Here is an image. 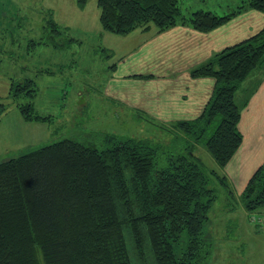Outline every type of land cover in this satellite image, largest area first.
<instances>
[{"label":"trees","instance_id":"trees-1","mask_svg":"<svg viewBox=\"0 0 264 264\" xmlns=\"http://www.w3.org/2000/svg\"><path fill=\"white\" fill-rule=\"evenodd\" d=\"M97 4L102 29L115 33L148 29L151 23L158 32L176 24L208 31L243 10L264 11V0L241 1L224 14L196 9L188 15L179 0ZM51 16L47 22L55 38H48L60 46L63 30ZM253 73L256 82L264 78V25L191 70L192 76L213 77L214 84L199 115L171 122L184 140L177 154L112 133L103 136L102 147L62 139L0 161V264H204L214 184L232 194L223 168L241 141L240 109L255 84L247 85L240 104L235 97ZM35 87L25 78L11 83L10 93L33 98ZM19 108L25 120L48 119L31 101ZM199 145L217 169H208L196 154ZM238 199L248 212L264 208V162Z\"/></svg>","mask_w":264,"mask_h":264},{"label":"rangeland","instance_id":"rangeland-1","mask_svg":"<svg viewBox=\"0 0 264 264\" xmlns=\"http://www.w3.org/2000/svg\"><path fill=\"white\" fill-rule=\"evenodd\" d=\"M241 1L179 0V4L185 15L196 9L224 14ZM49 13L63 30L60 46L48 38H55L47 22ZM99 13L97 0H85L83 5L78 0H0V161L62 139L102 147L103 136L112 133L161 144L164 154L182 149V136L170 127L174 120L158 118L140 107L156 106L157 100L146 104L143 88L140 105H135L134 96L120 93L128 77H121L126 69L133 74L148 71L142 64L141 31L104 30ZM154 28L151 23L149 30ZM115 64L117 80L111 79ZM25 78L35 82L33 98H13L10 84ZM253 80L254 73L242 87ZM108 84L120 94L106 91ZM243 93L240 88L235 98ZM27 101L48 119L25 120L19 103ZM195 152L208 169H217L203 145ZM214 188L217 197L204 225L208 244L204 264H264V229L251 219L253 213L264 215V208L245 212L225 186L217 182Z\"/></svg>","mask_w":264,"mask_h":264},{"label":"crops","instance_id":"crops-1","mask_svg":"<svg viewBox=\"0 0 264 264\" xmlns=\"http://www.w3.org/2000/svg\"><path fill=\"white\" fill-rule=\"evenodd\" d=\"M263 25L264 11L246 9L208 31H199L184 24H176L159 32L155 28H134L143 35L142 64L147 67L146 70L152 71L134 75L133 71L126 69L121 77H128L125 78L126 82L120 93L134 96L133 98L138 99L135 105H140L143 99L140 88H143L146 104L150 105L156 100L158 103L151 107L140 106L146 112L156 113L162 119L194 118L199 115L209 98L214 79L210 76H192L191 70L204 63L213 53L254 34ZM112 68L111 79L115 76L117 80L118 65L115 64ZM257 79L255 74L249 85L250 88L255 84V88L249 94L245 89L247 87L241 86V90L246 91L244 90L242 98H236L240 104L248 94L237 123L241 141L223 168L232 188L230 195L236 198L256 168L264 162V78L259 82H256ZM143 80L144 83L140 82ZM113 87L115 86L108 84L106 91L120 94ZM169 103L173 106L168 107L166 104Z\"/></svg>","mask_w":264,"mask_h":264},{"label":"built area","instance_id":"built-area-1","mask_svg":"<svg viewBox=\"0 0 264 264\" xmlns=\"http://www.w3.org/2000/svg\"><path fill=\"white\" fill-rule=\"evenodd\" d=\"M251 219L256 222L259 226L264 229V215L262 214H252Z\"/></svg>","mask_w":264,"mask_h":264}]
</instances>
